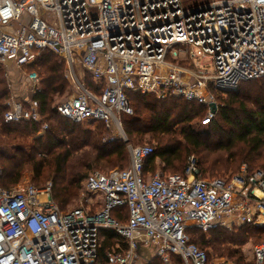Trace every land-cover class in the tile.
<instances>
[{"label":"built area","instance_id":"1","mask_svg":"<svg viewBox=\"0 0 264 264\" xmlns=\"http://www.w3.org/2000/svg\"><path fill=\"white\" fill-rule=\"evenodd\" d=\"M199 1L0 0V64L26 67L44 50L57 54L71 91L56 108L74 123L99 121L122 132V115L133 113L127 95L133 91L195 101L206 110L200 124L207 126L221 106L219 92L264 77V0ZM22 14L27 22L19 20ZM26 76L28 93L39 92L38 71ZM23 102L9 96L5 123L40 121L37 102ZM128 151L127 167L89 172L82 187L94 202L85 198L86 205L61 209L52 182L0 186V264H132L136 242L160 264H212L188 228L264 226L263 169L243 164L206 177L189 154L181 174L145 176L154 147L133 144ZM2 174L0 165V180ZM120 206L128 211L125 222L111 215ZM101 228L115 230L128 249L101 255ZM251 254L252 264H264V240L252 244Z\"/></svg>","mask_w":264,"mask_h":264},{"label":"trees","instance_id":"2","mask_svg":"<svg viewBox=\"0 0 264 264\" xmlns=\"http://www.w3.org/2000/svg\"><path fill=\"white\" fill-rule=\"evenodd\" d=\"M24 68L27 72L36 69L41 74V90L30 96V100L38 104L41 119L5 123L3 113L7 106L1 99L8 98L10 91L0 78V165L3 169L0 186L11 188L10 183H16L23 168L30 164L38 169L39 180L51 179L52 198L65 210L78 198L89 172L101 169L99 171L106 173L105 169L118 164L127 167L129 151L121 139H109L108 127L103 122L74 123L57 111L54 95H61L67 89L64 62L57 54L44 50L36 63ZM127 95L133 109V114H124L123 119L128 140L136 136L137 140H142L144 135H149L148 140L156 142V147L152 145L153 154L145 162V176L149 170L154 171L157 159L163 171L170 170L166 173L181 174L186 157L192 152L200 156L199 166L204 176L234 170L243 162L247 163L249 171L264 170V77L242 81L229 91L208 128L201 130L196 129L192 121L199 117L200 124L206 110L195 101L174 96L161 99L152 93L133 91H128ZM23 104L28 107V100ZM44 123L47 128L40 133ZM30 134L34 138L29 141L26 136ZM20 140L21 144H13ZM40 154L43 156L38 157ZM182 166L180 172H175ZM111 215L125 222L128 211L120 206L114 208ZM204 232L209 235L207 240L201 229L193 227L186 231L190 240L205 250L209 258L208 249L213 248L218 256L228 257L235 264H246L239 248L241 244L247 240L253 244L264 240V226L250 224L236 228L213 227ZM98 237L101 255L116 243L123 250L129 247L111 228H101ZM147 264H160V261L156 258Z\"/></svg>","mask_w":264,"mask_h":264},{"label":"rangeland","instance_id":"3","mask_svg":"<svg viewBox=\"0 0 264 264\" xmlns=\"http://www.w3.org/2000/svg\"><path fill=\"white\" fill-rule=\"evenodd\" d=\"M182 3H183L184 6H190V5H193L194 3H195L194 5H197L198 3H200V1L199 0H182ZM19 20L22 21V22H27L28 21V18H27L26 15L22 14ZM52 20H54V19H50V21H52ZM204 62L208 63L209 62V59L208 58H204ZM15 67H16V65L13 62H8L6 64H0V78H3L4 79V84L6 86H8V84H9V79L7 78V76L5 74L7 73V70L8 69H11V72H14L13 69ZM209 67H211V64H210ZM21 72L23 74H25V75L28 73L25 70L24 67H22L20 73ZM39 76L41 77V74H39ZM65 80L67 82V89L61 95H54V104L55 103H58L60 100H62L71 91V85H70L69 81L66 78H65ZM218 96H219L218 101H219L220 104H222L225 101V99L227 98L228 92H226L225 94H222V93L219 92ZM8 98L4 97V99H1V102H3L5 104V102L8 100ZM125 116L126 115H124V116L122 115V118H121V129H122V132H121V130H119V128H116L115 126L108 127L109 134L107 136L109 137V139L110 140H112V139H121L122 141H124L126 143L127 152H128V146L129 145H133V144H151L154 147H156V142L155 141H149L148 140L149 139V135H144L142 137V140H137L138 139V136H136V138L134 140L129 141L128 140V137H127V135H126V133L124 131V127H123V119H124ZM192 124H194L195 125V128L198 129V130L207 129L208 128V125L207 126H201L199 124V117L198 118L197 117L194 118L193 121H192ZM39 132L41 133L42 131L40 130ZM25 133L26 132H24V134ZM26 134H28V133H26ZM26 138H27V140L30 141V140H32V138H34V136L32 134H30V135H27ZM17 142H19V143H17ZM21 142H22V140L16 141L13 144H16L17 145V144H21ZM210 146L211 147H214L215 145L211 144ZM191 154H195L197 158L198 157L200 158V156L197 153H195V152H192ZM42 156H43L42 154L38 155V157H42ZM155 164H156V168L154 169L153 172L151 170H149L148 171L149 174H154L156 172H158V173H165L167 171H170V170H164L163 171L161 169L162 163L158 159L155 161ZM240 164L241 165H239L238 168H235L234 170H228L227 172H223L222 171L220 173L215 172L212 175L211 174H207L205 176L206 177L225 176V175H228V174L233 173L236 170L238 171L243 164H247V163L243 162V163H240ZM254 167H256V166H253V168ZM118 168H123V167L120 166V164H118V165H115L112 168H110V170H112V169H118ZM97 169H99V168H97ZM182 169H183V166L178 171H175V172H180ZM37 170L38 169L33 168L30 164H28L26 167L23 168L19 180L16 183H14V184L10 183V185H11L10 187L11 188H9V189H12V188L18 187V186H25V185H28V184H33V185H35L37 187H42V186L46 185L48 182H52L50 178L49 179H45V180H39L37 178ZM99 170H101V169H99ZM105 170H106V172L110 171L109 169L108 170L105 169ZM44 172H45V168L42 169V174ZM96 197H98V196H96ZM85 198L90 199L92 202H94V197L93 196H89V194H87L86 192H84V189L82 187V188H80V192H79L78 198L74 201V203L72 205H68V207L65 210L74 208L76 206H80L81 204L82 205H86L87 202H86ZM96 208L97 207L95 206V207H92L91 209L92 210H96ZM236 227H238V226H234L233 228H236ZM203 233L205 234V239L207 240L209 238V235L206 232H204V231H203ZM262 237H264V236H262ZM256 239L257 240L258 239L260 240L262 238H256ZM124 240H126V239H124ZM252 244L253 243H252L251 240H247V242L241 244L240 247L238 245V247L240 248L241 253L243 255V261L246 264H252V254H251ZM112 247L114 249H116V248L121 249L120 248L121 246L118 243H116ZM208 253L210 254V260H211L212 264H221V262L223 260H228V261L233 262V260L230 259V258H228V257L218 256V254L215 253V251H214L213 248H209L208 249ZM151 255H152V252H151ZM134 258H135L134 261L131 262L132 264H147L145 262V260L141 256H139L137 254H136V256ZM156 258L157 257L154 256V251H153V255H152L151 262L154 261V260H156Z\"/></svg>","mask_w":264,"mask_h":264},{"label":"crops","instance_id":"4","mask_svg":"<svg viewBox=\"0 0 264 264\" xmlns=\"http://www.w3.org/2000/svg\"><path fill=\"white\" fill-rule=\"evenodd\" d=\"M2 30L10 31V27H4ZM21 69L22 67H18L16 65V67L13 69L14 72H11V69H8L5 75L9 79V96L20 99L21 101H25L28 100V98H30L31 96V94L28 93L31 82L25 74H23L22 72L20 73Z\"/></svg>","mask_w":264,"mask_h":264},{"label":"water","instance_id":"5","mask_svg":"<svg viewBox=\"0 0 264 264\" xmlns=\"http://www.w3.org/2000/svg\"><path fill=\"white\" fill-rule=\"evenodd\" d=\"M135 253L141 256L146 263H150L152 260L151 252L152 250L149 247L141 245L139 242H136Z\"/></svg>","mask_w":264,"mask_h":264},{"label":"bare ground","instance_id":"6","mask_svg":"<svg viewBox=\"0 0 264 264\" xmlns=\"http://www.w3.org/2000/svg\"><path fill=\"white\" fill-rule=\"evenodd\" d=\"M134 261V260H133ZM134 263V262H133Z\"/></svg>","mask_w":264,"mask_h":264}]
</instances>
